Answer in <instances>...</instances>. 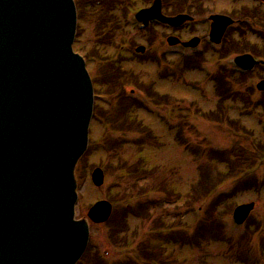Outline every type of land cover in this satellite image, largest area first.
<instances>
[{
	"label": "rangeland",
	"instance_id": "1",
	"mask_svg": "<svg viewBox=\"0 0 264 264\" xmlns=\"http://www.w3.org/2000/svg\"><path fill=\"white\" fill-rule=\"evenodd\" d=\"M101 1L107 7V2L110 0ZM130 1L134 4L133 6L130 4L128 9L133 10L145 6L144 2L152 0H128L129 3ZM171 1L177 4L178 9L182 11V8L189 7L186 11H190L195 20L187 22L188 24H184V27L177 31L168 30L165 32L157 26L148 28L152 37L148 42V51L143 56L150 57L154 54L152 59L161 61V65L157 69H155L156 65L150 61L144 62L133 58L131 51L128 50L131 46L145 44V31L136 30L125 24V10L120 11L121 17L119 20L111 18L112 14L118 15V9L110 12H102L100 9L94 12L88 10L84 12L82 20L79 22L78 36L73 47L84 50L90 56L97 54V56L89 58L87 64L94 78L96 79L102 73V67L106 63H114V66L121 63V69L127 70L126 77L128 74L134 73L140 81L153 82L155 92L170 98L165 110L159 111V114L175 127H167V125H164L167 122H162L160 118L151 112L138 111L139 119L149 128L151 143L143 151H138L135 145L126 140L127 144L123 143L121 146H116L120 149L115 150L117 154L115 156L112 150H106L107 143L103 142L105 135L110 133L113 136V131L111 129L108 131V126H102L103 124L99 120V118H102L100 104L97 103V115L90 127L89 138L91 144L87 147L88 152L77 163L76 172L81 178L78 186L79 200L75 209L76 217L85 216L88 204L99 199H108L111 194H115L116 198L122 197L123 190L126 192L124 199H118L124 204L132 201L131 194L133 193H141V198H147L148 196L154 198L156 196L160 199L161 196V199L168 203L157 206L153 217V220L155 218L156 221L154 224L149 221L141 222L138 219L128 221V232L131 234L137 230L134 234L135 245L123 247L111 243L108 239L109 225L89 223V247L85 252L86 254L76 264H142L145 263L144 258H139L136 251L138 250V243L141 239H145L147 233L145 234L144 231L147 229L153 230L150 232L152 234L149 239L157 243L159 249L156 252H159L162 243H164L162 242L163 236L161 240L155 238L154 233L160 232L163 235H168L169 229L167 226L171 225L170 230L173 227L186 237H192L199 229L208 232L207 228L211 221H213V226H216L217 230L220 228V236L223 241H220V237L214 239L208 235L207 238L211 237V239H204V242L194 247L167 244L165 251L161 252V258L156 257V259L154 255L151 258V255H149L151 264H264V108L259 106V103L264 105V96L251 90L254 82L259 78L245 75V79H237L232 75L212 74V78L217 77L220 81L229 83L227 84L228 88L232 91L235 90L238 94L237 98L235 96V98L222 100L223 97L220 98L217 94L212 78H206L207 74L198 70H185L182 66L184 65L182 58L168 57L165 44V37L170 33L180 36L181 39H189L192 35H199L200 38H203L204 34L208 32L209 22L207 18L210 13L232 15L235 18L237 15L233 12L241 9L242 6H248L259 8V14L264 16V3H255L254 0ZM84 2L87 3L88 0H84ZM169 5L167 1L162 0L160 9L162 10L163 7L167 6L173 7ZM102 18L106 20V25L102 22L99 23ZM244 21L247 22V20ZM244 21L242 20V23H245ZM114 23L122 27L115 28L114 45L104 46V50H102L99 39L107 35L106 31L113 27ZM98 30L100 33H97ZM101 32H104V34ZM246 34L248 35L246 38L236 35L234 38L228 39L224 42L222 50L224 52H248L250 55L261 54L250 44L256 41L261 44L256 38L257 35L252 32ZM122 38L127 42L122 43ZM121 47L125 49L121 50ZM202 49H205V46ZM99 58H102V60L98 61ZM209 58H213L212 55L204 57V59ZM94 61H98L96 63L100 65L103 61L101 69H98L99 71H96ZM173 62H175L176 67L181 68L179 72L176 67L171 66ZM165 64H168V66H165ZM166 74L170 75L166 76ZM109 76L108 73L104 74L106 79ZM130 86L127 85L126 90ZM217 108H220V112L210 113L213 123L196 114L198 113L197 110L210 112ZM102 109L105 110L104 107ZM105 130L108 131L107 134L104 133ZM177 132L187 142L193 144L198 151L207 150V155H205V152L204 154L199 153L200 155L190 153L178 143L176 139ZM125 138L123 132L120 133L119 139L125 140ZM99 143L101 144L98 145ZM209 147L227 150V154L221 155V157H225L224 162L233 159V152L240 153L244 163H238L239 168L235 172L237 179L231 178L217 183V179L227 175L230 170L226 166L220 167L214 160L210 159L211 156L217 157L220 155L208 156L211 152L208 151ZM235 148L238 151H234ZM139 157H142L146 174H138V179H140V176H149V178L143 181L142 187H139L136 192L128 194L132 185H136L134 182L137 180L133 181L135 176L129 178L124 171L114 169V167H118L121 160L124 159L133 164ZM226 157H230V159ZM96 165L103 166V169H105V180L100 187L94 186L90 180V172ZM148 168H151L149 172L147 171ZM132 170L137 169L132 168ZM205 170H210L212 176L217 175L218 172H220V175L216 177L217 184L211 192L200 198L198 197L200 196L198 191L194 196L193 193L195 192L192 191V186L194 185L193 190H198L199 183H202L203 180L205 183ZM118 179L122 181L120 185H118ZM237 183H239L238 188L243 185L242 189L244 190L242 193H237L238 196L235 199L233 198L232 201H227L229 198L217 200L221 193L228 192ZM248 184L251 187L254 186V189L248 190ZM153 188L158 190H151ZM238 188L236 191H239ZM156 191H159L156 195L152 193ZM234 200L236 204L250 201L255 204L254 209L249 213L248 220H252V223L250 222L248 234L245 236L237 235L230 226L228 212L233 208L232 203ZM223 223L226 225L225 230ZM128 248H133V250H127Z\"/></svg>",
	"mask_w": 264,
	"mask_h": 264
},
{
	"label": "water",
	"instance_id": "2",
	"mask_svg": "<svg viewBox=\"0 0 264 264\" xmlns=\"http://www.w3.org/2000/svg\"><path fill=\"white\" fill-rule=\"evenodd\" d=\"M225 18L212 24L219 36ZM74 30L72 0H0V264H74L87 244L88 223L74 218V169L92 93ZM92 179L101 185L102 171ZM110 211L103 200L87 215L99 223Z\"/></svg>",
	"mask_w": 264,
	"mask_h": 264
},
{
	"label": "trees",
	"instance_id": "3",
	"mask_svg": "<svg viewBox=\"0 0 264 264\" xmlns=\"http://www.w3.org/2000/svg\"><path fill=\"white\" fill-rule=\"evenodd\" d=\"M173 5L178 6L175 3H173ZM123 116H124L123 113L117 112V114H116V117H123ZM111 141L112 140L110 138L103 140L104 143H107V147H106L107 151H111V150L115 151L117 149L116 146H119V145L121 146L120 143L111 142ZM126 165H127L126 162H121V165L119 167L121 169H123L126 167ZM205 177H206L205 179L207 181V176H205ZM145 178L146 177H143L142 179H145ZM202 183H204V180ZM202 183H200L199 189L194 190V192L200 191V190H205ZM151 190H158V189L153 188ZM167 203H168L167 201H164V203L161 201L162 206H163V204H167ZM158 204H159V202H157V201L155 202L152 199H147V200H144L142 202H138L134 206L127 205L124 207V205L123 206L117 205V210L115 212V215L113 216V218H111L110 223H108V225H109L108 227L110 229L109 239L113 243H115L117 245H122L123 247L135 245L136 240H135L134 234L137 230H135L134 232L129 234V232H128V221L130 219L131 220H133V219L137 220L138 219L141 222H144V221L153 222V217H154L155 210H156ZM147 231L151 232L153 230L150 231L148 229ZM147 231H145V234L148 233ZM213 234H214V231L209 232V233H205V232H201L200 230H198L194 234V236H192L190 238L186 237L185 235H179L178 233L177 234L172 233L171 236H167L164 239L165 240H171V241H173L175 243H179L181 245L188 243L189 245H192V246H198L199 244L204 242V239H211V237L207 238V236L208 235L213 236ZM129 235H131V237L128 238ZM157 236L159 239H162L159 235H157ZM138 244H139V249H141L143 251V254L145 255V257L147 259L150 260V256H149L150 253H151V255H154L155 258L158 255H160L159 252H156L157 246L150 245L149 243H147V240L146 241H140V243H138ZM151 258H153V256H151Z\"/></svg>",
	"mask_w": 264,
	"mask_h": 264
}]
</instances>
